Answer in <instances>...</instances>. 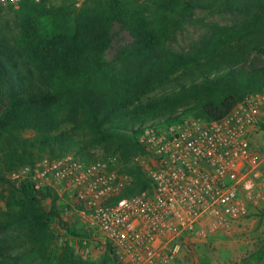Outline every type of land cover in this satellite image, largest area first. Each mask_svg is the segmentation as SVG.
Masks as SVG:
<instances>
[{
	"label": "trees",
	"instance_id": "16d2710c",
	"mask_svg": "<svg viewBox=\"0 0 264 264\" xmlns=\"http://www.w3.org/2000/svg\"><path fill=\"white\" fill-rule=\"evenodd\" d=\"M59 3L25 0L16 31L0 40V178L45 156L74 154L89 163L119 155L133 177L119 198L141 194L151 188L132 163L145 153L142 134L187 116L220 121L264 93V0ZM197 10L237 21L208 23L188 50H174V34L195 22ZM44 17L55 21L51 36L41 34ZM116 25L132 40L108 59ZM11 185L0 210V264H122L114 250L92 261L59 248L52 223H66L58 196L30 181ZM244 264H264V245Z\"/></svg>",
	"mask_w": 264,
	"mask_h": 264
},
{
	"label": "built area",
	"instance_id": "2783aa9c",
	"mask_svg": "<svg viewBox=\"0 0 264 264\" xmlns=\"http://www.w3.org/2000/svg\"><path fill=\"white\" fill-rule=\"evenodd\" d=\"M25 0H0L15 10ZM37 4L54 0H33ZM264 111V93L250 95L220 121L187 116L139 137L145 153L132 163L151 188L119 198L133 177L119 155L82 162L74 154L45 156L8 172L52 190L77 218L73 250L95 259L114 250L122 264H180L189 235L229 231L264 206V154L250 134Z\"/></svg>",
	"mask_w": 264,
	"mask_h": 264
},
{
	"label": "rangeland",
	"instance_id": "374dc122",
	"mask_svg": "<svg viewBox=\"0 0 264 264\" xmlns=\"http://www.w3.org/2000/svg\"><path fill=\"white\" fill-rule=\"evenodd\" d=\"M83 0H78V5ZM194 23L189 24L182 32L174 34L171 47L176 51L188 50L192 42L199 38L208 23H219L230 25L237 21V17L230 14H221L217 10H197L194 14ZM17 27V10L0 6V40H9ZM130 35L116 25L113 30V45L107 53V58L112 59L119 47L130 42ZM264 122V111L259 122ZM250 134L252 147L264 154V131L260 126ZM26 137H32V133H27ZM96 158L102 156L99 148L92 150ZM9 172V171H8ZM8 172L0 178V210L6 208L3 196L8 197L11 184L8 179ZM52 200L48 199L45 209L50 210ZM57 207L61 211V219L65 224L56 219L52 223V228L56 233L57 245L59 248L70 247L73 249L74 233L77 227V218L74 214L68 213L62 202L58 198ZM264 245V206L253 210V212L242 221L233 225L229 231L208 232L200 237L196 234L189 235L187 243L180 253V264H244L245 259L255 253ZM110 252L108 250L106 253ZM104 255L95 254L96 261Z\"/></svg>",
	"mask_w": 264,
	"mask_h": 264
},
{
	"label": "clouds",
	"instance_id": "9594fccd",
	"mask_svg": "<svg viewBox=\"0 0 264 264\" xmlns=\"http://www.w3.org/2000/svg\"><path fill=\"white\" fill-rule=\"evenodd\" d=\"M54 2L56 7H60L59 0H54ZM38 22L42 26V32H41L42 35L51 36L53 34V24L55 23V21L53 20L52 17L41 18L39 19Z\"/></svg>",
	"mask_w": 264,
	"mask_h": 264
}]
</instances>
